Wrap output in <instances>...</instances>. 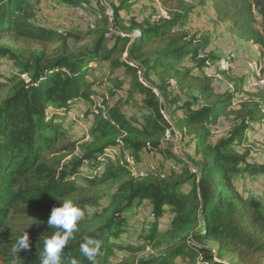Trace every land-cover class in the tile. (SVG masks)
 <instances>
[{
  "label": "trees",
  "instance_id": "1",
  "mask_svg": "<svg viewBox=\"0 0 264 264\" xmlns=\"http://www.w3.org/2000/svg\"><path fill=\"white\" fill-rule=\"evenodd\" d=\"M47 1L0 0V37L11 36L15 44L0 47V65L14 61L18 68L17 73L0 74V251L18 238L9 226L10 210L20 194L17 174L31 166L32 174L24 181L31 202H50L43 195L59 192L61 201L70 196L82 207L93 206L91 215L78 222L61 264H72L73 259L77 264H92L80 251L85 236L100 243L95 264H264V166L251 161L249 151L240 150L250 141L253 127L264 121V102L251 95L235 109V90H216L206 74L220 58L207 52L211 39L193 37L180 28L189 24L194 6L177 0L171 15L152 25L131 19L130 31L137 30V35L118 34L110 42L114 35L103 31L93 47L71 53L68 40L81 39V33L58 31L43 12L53 5L58 10L61 4L86 9L97 0ZM109 1L117 19L143 0ZM210 1L239 39L264 51V0ZM162 2L168 6L171 1ZM88 10L96 11L93 6ZM125 42H129L128 57L119 59ZM21 44L39 48H28L23 51L28 56L21 58L17 47ZM105 65L108 71L102 70ZM178 89L189 92L182 102L176 97ZM79 100L93 106L84 114L92 123L90 133L66 146L62 164L58 162L65 167L62 181L42 183L58 172L48 165L45 152L60 137L63 119ZM162 100L174 107L177 129L194 145L190 154L198 159L193 163L196 171L186 169L170 179L153 174L138 177L132 167L143 161V155L161 150L171 126ZM232 114L236 123L222 135L215 134L216 126ZM117 149L116 159L107 158ZM125 154L133 159H122ZM83 168L88 175H84L85 185L79 186L75 179L85 173ZM260 175L262 199L252 190ZM71 177L73 182L63 183ZM109 181L113 190L102 204L91 193ZM144 202L150 206L152 223L139 241L161 252L138 259L133 255L146 245L124 246L117 240ZM167 215L172 220L161 231ZM41 227L45 237L56 231L48 219ZM44 238L38 250L30 249L32 255L24 257L30 264H40ZM117 251L124 252L122 260Z\"/></svg>",
  "mask_w": 264,
  "mask_h": 264
},
{
  "label": "rangeland",
  "instance_id": "2",
  "mask_svg": "<svg viewBox=\"0 0 264 264\" xmlns=\"http://www.w3.org/2000/svg\"><path fill=\"white\" fill-rule=\"evenodd\" d=\"M170 1V4L166 6L162 0H143L128 13L122 12L121 16L117 19L114 18L110 7H108V5L112 6L109 0H107L108 5L106 3L100 4V1L98 0L95 1L94 4H87L88 6H93L96 11L91 13L87 6L86 9L79 11L82 16H80L74 9H70L67 6L65 7L64 4L59 5L58 10H56L53 5L52 8L45 10L43 15H45V18L51 21L52 25H55V28L60 32L64 30H74L81 33V39L71 38L68 40L70 52L77 53L81 49L93 47L103 31L108 32V36L109 34L114 35L111 37L113 39L109 37L110 42L114 40L115 35L118 34L132 35L133 31H130L129 28L131 26V19L135 18L140 22L146 21L148 24L152 25L161 18L169 17L172 10L178 7L177 0ZM43 2L48 1L43 0ZM187 3L194 6L192 19L189 24L180 28L181 30H186L191 33L193 37L199 39L207 37L211 39L212 45L208 48L207 52L214 53L220 57L215 63L210 64L209 70H216L219 75L217 77H220L219 81L210 78L216 90L223 93L227 91L224 88L226 83L234 85L236 96L233 101V107L235 109H239L242 102L251 97V95H253L254 99L262 98L264 102V51L253 43V45H250L246 42H240L236 33L230 28L228 20L217 15L212 1L207 0L203 4H200L199 0H187ZM100 7L104 10L100 9ZM257 27L260 29V23H258ZM227 32H231V35L224 36V33ZM226 44H233V48L225 49ZM14 45L13 37H0V47H14ZM254 45L256 47H254ZM17 47L19 48L21 58H25L28 54L23 53V51H26L30 47L39 48V45L21 44ZM128 47L129 42L120 45L121 52L118 55L119 59H127ZM48 48L51 50L53 46H49ZM148 51H150V49L146 50V52ZM108 69V65L102 66V70L108 71ZM17 72L18 68L14 61L2 62L0 65V74H2V76L11 75ZM139 75H141L140 72ZM102 77L99 76L98 79L102 80ZM100 91H103V89H100ZM187 96H189V92H183L179 89L177 90L176 97H178L180 102H182ZM167 102L170 103V99ZM100 103L101 99H97L96 104L99 105ZM161 104L163 107L162 110L171 125L165 136L166 142L160 151L143 155V161H140L139 164L132 167L137 176V172L144 170V173L160 176L164 179H170L176 175H181L186 169L191 172L196 171L193 163H197L198 159L190 154L193 153L194 149L193 143H189L190 137L187 135L184 138L183 135H180L181 133L177 129L174 120L177 116L175 115V117H173L172 115L174 107L170 108L167 106L164 100L161 101ZM92 107L93 106L90 103L79 100L72 106V110L63 119L62 133L60 134V137H58L56 141H53L45 152V155L48 158V165L52 168L57 167L58 172H56L54 176H48L49 178L45 179V182L42 183H51L52 179H55V181H62L60 180V177L65 167L62 165L59 166L58 162L60 160L62 164V159L67 153L66 146L69 142L75 140L81 141L88 137L92 123L86 119L84 114ZM235 123L236 119L233 114L226 116L222 120L221 125L216 126L214 133L219 134L222 130L224 131V129L232 127ZM175 135H177V138H175ZM250 137V141L242 146L240 150L249 151V159L264 166V121L262 124H256L253 127ZM183 151H188L186 154L192 156L187 158V155ZM119 154L120 151L117 149L113 154L108 155L107 158L113 160L116 159ZM179 155L184 157L179 158ZM68 158L69 157H67L66 160ZM121 158H127L129 161L133 159L129 154H125L124 156H121ZM15 168H18V164ZM32 171L33 167L24 166V168L17 174L18 181L16 184V191H20V194L11 207V218L9 223L14 237H19L23 235L24 232L28 234L30 248L28 250H21L18 252L17 256H14L11 251L14 244L9 247H3L0 251V264H30V260L24 257L32 255L33 251L30 249L34 251L38 250V244L42 238L45 237V230L42 229L41 226L47 221V219H49L53 207L60 206L61 204L62 195L59 192L51 195H49V193L43 195L46 198H51L50 202L47 200H40L36 203L30 201L31 193L28 194V191L25 189L24 181L26 177L32 174ZM82 171L85 173L75 179V183L79 186L85 185V181L83 180L84 175H88L87 168H83ZM73 181L74 177H71L66 179L63 183ZM255 181L252 190L258 198L262 199L261 189L263 176L260 175ZM40 189L43 190L45 188ZM112 190L113 184L109 181L106 184L99 186L98 191L91 193V195L97 197L98 201L103 204L110 198ZM75 203L79 205L84 213L82 220L91 215L90 210H92L93 207L92 203H85L84 207L80 205L81 203H78V200H76ZM146 207L149 214L147 212L132 213V216L130 215L131 213L127 214L128 216H131L128 218V230L117 240L118 243L124 246L128 243L136 245L142 243L141 246L146 245L143 247V251L137 252L133 255L134 258L138 259L149 258L152 255H157L161 252V250L154 249L149 244H145V240L139 241V239L144 235H147L151 229L152 215L150 214V206L144 202L138 210H146ZM168 217L169 215L163 218L162 223L160 224L161 231H164L165 228L169 226L172 219ZM209 245L214 244L211 243ZM116 253L118 259L122 260L124 252L117 251Z\"/></svg>",
  "mask_w": 264,
  "mask_h": 264
},
{
  "label": "clouds",
  "instance_id": "3",
  "mask_svg": "<svg viewBox=\"0 0 264 264\" xmlns=\"http://www.w3.org/2000/svg\"><path fill=\"white\" fill-rule=\"evenodd\" d=\"M84 216L83 211L73 198L66 196L61 201L60 206L53 207L48 225L50 228L56 229L51 236H46L43 241V249L40 252V264H61V258L64 249L70 239L73 238V233L77 229V224ZM30 248L29 237L26 232L19 236L13 245L11 251L14 256H17L21 250ZM100 248L98 240L85 236L80 244L81 253L95 264V259ZM72 264H77L75 259Z\"/></svg>",
  "mask_w": 264,
  "mask_h": 264
},
{
  "label": "bare ground",
  "instance_id": "4",
  "mask_svg": "<svg viewBox=\"0 0 264 264\" xmlns=\"http://www.w3.org/2000/svg\"><path fill=\"white\" fill-rule=\"evenodd\" d=\"M98 1H100V2H102V3H106L107 5H108V2H107V0H98ZM66 7V6H65ZM108 7H110L109 5H108ZM76 12H78L79 13V11H81V10H84V7H78V8H76V9H74ZM79 15H81L82 16V14H80L79 13ZM85 17V16H84ZM138 34V31L137 30H134L133 31V33H132V35L133 36H135V35H137ZM215 69V68H214ZM210 70V66H209V68L206 70V74L208 75V76H210L213 80H215V81H219V78L217 77V76H219L218 75V73H217V71L215 70V71H213L212 69H211V71H209ZM224 88H225V90H228V91H233V90H235V87H234V85H232L231 83L229 84V83H226L225 85H224ZM180 135H182V134H180ZM182 140H183V138H182ZM181 143V142H180ZM192 145V144H191ZM183 152H185V154L186 153H188V151L186 152V151H183ZM182 152V153H183ZM182 155V154H181ZM181 155H179V157H181V158H183L184 156H181ZM186 155H188V154H186ZM187 157V156H186ZM143 170V169H142ZM144 171V170H143ZM143 171H139V172H137L138 173V176L139 177H146L147 175H148V173H144ZM147 171V170H146ZM149 171V170H148ZM152 173V172H151Z\"/></svg>",
  "mask_w": 264,
  "mask_h": 264
},
{
  "label": "crops",
  "instance_id": "5",
  "mask_svg": "<svg viewBox=\"0 0 264 264\" xmlns=\"http://www.w3.org/2000/svg\"><path fill=\"white\" fill-rule=\"evenodd\" d=\"M229 35H231V32L224 33V36H229ZM225 38H226V37H225ZM239 41H240V42H246L247 44L253 45L252 42H247V41H244V40H242V39H239ZM232 45H233V44H226L225 49H227V48H233ZM254 47H256V46L254 45ZM224 132H225V131L222 130V132H221L219 135H222Z\"/></svg>",
  "mask_w": 264,
  "mask_h": 264
},
{
  "label": "built area",
  "instance_id": "6",
  "mask_svg": "<svg viewBox=\"0 0 264 264\" xmlns=\"http://www.w3.org/2000/svg\"><path fill=\"white\" fill-rule=\"evenodd\" d=\"M80 16H81V15H80ZM111 39H113V38H111ZM112 41H113V40H112ZM112 41H111V42H112ZM175 138H177V135H175ZM138 212H145V213L147 212V213L149 214V211L147 210V207H146V210H138Z\"/></svg>",
  "mask_w": 264,
  "mask_h": 264
}]
</instances>
